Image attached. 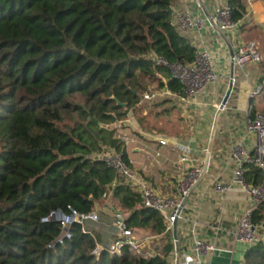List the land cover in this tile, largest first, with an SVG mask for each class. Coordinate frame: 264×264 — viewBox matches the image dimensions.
Here are the masks:
<instances>
[{
  "label": "trees",
  "instance_id": "obj_1",
  "mask_svg": "<svg viewBox=\"0 0 264 264\" xmlns=\"http://www.w3.org/2000/svg\"><path fill=\"white\" fill-rule=\"evenodd\" d=\"M226 1L232 20L242 19L243 1ZM173 4L0 0V264H173L165 216L145 206L101 158L115 151L132 168L111 125L142 108L146 80L183 93L171 72L149 58L154 52L186 65L195 57V46L171 23ZM258 111L253 106L250 118ZM145 117H137L139 123ZM247 166L260 183L261 169ZM107 204L132 234L139 229L159 237L156 254L124 244L119 254L104 249L96 255L99 233L85 222L74 223L62 245L47 247L61 225L42 217L70 208L87 214ZM254 222H264V203ZM245 262L264 264V242L249 247Z\"/></svg>",
  "mask_w": 264,
  "mask_h": 264
},
{
  "label": "crops",
  "instance_id": "obj_2",
  "mask_svg": "<svg viewBox=\"0 0 264 264\" xmlns=\"http://www.w3.org/2000/svg\"><path fill=\"white\" fill-rule=\"evenodd\" d=\"M224 1L174 0L173 4L175 10L189 9L203 19V26L199 30H188L182 34L196 50L211 52L216 70L223 75V80L206 86L190 102L181 101L178 95L169 91L151 100L142 99V108L131 110L124 120L111 125L117 128V136L124 141L132 169L142 175L159 194L174 195L176 182L182 174L193 166L207 165L176 220L180 264H183L186 256L193 257L200 264H246L245 254L249 249L248 245L235 242L232 237L234 227L249 206L250 196L242 184L233 180L236 161L231 157V150L236 144H243L250 150L254 148L256 134L249 131L248 118L253 106L258 112L264 109V89L260 95L252 96L254 89L259 86L264 88L260 82L264 77V0H242L246 16L236 34L211 24L214 7ZM248 40L258 43L262 61L248 62L243 67L234 66L231 56L235 47ZM232 69V90L226 104L220 109ZM159 77L166 83L163 76ZM152 87L154 90L148 91L167 89L166 85L158 89ZM142 115L146 117L141 124L137 117ZM159 139H164L165 144H161ZM181 155L186 160L181 161ZM246 178L251 184L255 181L248 166ZM218 183L227 185V191L219 192ZM105 209V206L95 209L103 217L99 225L89 221L84 223L86 228H94L99 233L98 245L101 246H108L118 234L117 228L104 220H111L105 214ZM133 237L140 251L156 254L154 246L159 244L158 236L137 229ZM195 239L214 249L198 258L193 253ZM171 257L169 261L173 262L174 250Z\"/></svg>",
  "mask_w": 264,
  "mask_h": 264
},
{
  "label": "built area",
  "instance_id": "obj_3",
  "mask_svg": "<svg viewBox=\"0 0 264 264\" xmlns=\"http://www.w3.org/2000/svg\"><path fill=\"white\" fill-rule=\"evenodd\" d=\"M171 23L181 32L188 30H199L203 26V19L193 14L189 9L175 10L172 6ZM240 20L233 21L231 18V7L225 0L224 3L216 5L211 17V24L220 30L231 31L234 34L239 30ZM150 61L153 66H163L171 72V76L176 79L182 86V94L178 96L183 102H190L199 92L206 86L215 84L223 80V75L216 70L215 60L210 51L199 49L196 51L192 62L181 65L170 62L157 55L154 52L149 54ZM263 59L258 43L255 40H248L239 43L231 56V62L234 66L243 67L248 62H261ZM263 87L259 86L253 90L252 96H258L262 93ZM168 90H160L159 92L146 91L143 99L151 100L156 96L167 94ZM248 128L250 132L256 134V143L252 150L243 144H236L231 150V157L236 161V168L233 174V180L242 184L248 190L250 203L242 218L239 219L232 231V237L235 242L248 245L249 247L264 242V222L255 223L254 214L258 207L264 203V114L258 112L251 119L248 118ZM161 144H165L164 139H159ZM101 158L115 171L125 178L137 192H139L142 203L145 206L160 211L167 221V229L171 228L172 222L179 217L176 216V210L184 197H187L207 169V165L201 164L189 168L182 174L176 182V193L174 195H162L157 193L149 182L138 172L130 168L123 160L121 153L115 151H107L101 155ZM180 160H186L185 156H180ZM246 164H252L262 171V179L258 184L248 183L246 180ZM219 192H226L228 186L223 183L217 184ZM118 227V236L112 242L104 247L96 245L93 253L99 255L104 249L110 254H119L124 244L129 245L137 252L140 251L139 244L134 239L130 230L124 227L123 217L114 213ZM98 216L95 211L92 213L81 214L77 210L70 208L66 213L61 211H52L48 215L41 218L42 223L58 221L61 225L58 235L48 243L47 247L54 249L57 245H62L66 239L71 237L70 228L74 223L83 224L86 221H96ZM212 246L207 245L200 239H195L193 245V253L200 258L206 251L213 250ZM183 264H200V261L193 257L186 256Z\"/></svg>",
  "mask_w": 264,
  "mask_h": 264
},
{
  "label": "water",
  "instance_id": "obj_4",
  "mask_svg": "<svg viewBox=\"0 0 264 264\" xmlns=\"http://www.w3.org/2000/svg\"><path fill=\"white\" fill-rule=\"evenodd\" d=\"M232 86H233V69L230 72L228 88H227V90H226V92H225V94H224V96H223V98L221 100L220 105H219L220 109H222L224 107V105L226 104L227 99H228V97H229V95L231 93ZM214 130H215V126L213 128L212 137H211L210 144H209V147H208V150H207V155L208 156L210 154L211 147H212ZM186 200H187V197H184L183 200L181 201V203L179 204V206L177 207L176 216L181 212ZM171 232H172V240H173V247H174V261H173V264H180V258H179L180 257L179 256L180 250H179V244H178L176 219L172 222Z\"/></svg>",
  "mask_w": 264,
  "mask_h": 264
},
{
  "label": "rangeland",
  "instance_id": "obj_5",
  "mask_svg": "<svg viewBox=\"0 0 264 264\" xmlns=\"http://www.w3.org/2000/svg\"><path fill=\"white\" fill-rule=\"evenodd\" d=\"M146 83H147V86H148V89H150V91H153L154 89H153V87L152 86H155L154 88H159V82L158 81H156V80H154V79H152V80H146ZM157 88V89H158ZM263 95V94H262ZM261 99V98H260ZM120 129V128H119ZM125 130V129H124ZM126 131V130H125ZM128 131V130H127ZM130 133V132H129ZM255 134V133H254ZM263 176V175H262ZM108 204L107 205H105V211L107 212V213H105V214H107L110 218H111V220L110 219H104L105 221H106V223H109V222H111L110 224H112L114 227H116L117 228V230H118V227H117V223H116V217H115V214L112 212V210H110V208H108ZM100 207H102V206H100ZM95 213H96V215L98 216V219L96 220V221H91V220H89V222H91L92 224H96V225H99L100 223H101V219L103 218L102 216H101V213L99 212V211H95ZM103 214V213H102ZM99 223V224H98ZM171 260H172V257H171ZM171 260H170V262H171Z\"/></svg>",
  "mask_w": 264,
  "mask_h": 264
}]
</instances>
